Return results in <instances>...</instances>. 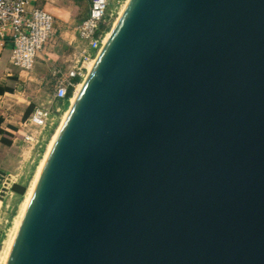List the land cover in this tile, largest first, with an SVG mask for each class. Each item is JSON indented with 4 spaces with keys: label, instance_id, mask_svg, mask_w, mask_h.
I'll return each mask as SVG.
<instances>
[{
    "label": "water",
    "instance_id": "95a60500",
    "mask_svg": "<svg viewBox=\"0 0 264 264\" xmlns=\"http://www.w3.org/2000/svg\"><path fill=\"white\" fill-rule=\"evenodd\" d=\"M111 30L6 264H264V0H129Z\"/></svg>",
    "mask_w": 264,
    "mask_h": 264
},
{
    "label": "built area",
    "instance_id": "2783aa9c",
    "mask_svg": "<svg viewBox=\"0 0 264 264\" xmlns=\"http://www.w3.org/2000/svg\"><path fill=\"white\" fill-rule=\"evenodd\" d=\"M119 0H92L89 16L77 26L80 44L71 53L65 67L52 70L55 96L65 105H71L77 87L87 76L106 38L110 24L115 18ZM30 0H0V38L10 39L13 44L12 61L23 69L32 70L41 50L55 38V17L51 12L34 7ZM72 89V94L69 90ZM62 108L37 107L25 123L24 142L39 149L56 122L62 119ZM15 175L7 173L0 183V193L6 189L5 201L12 193Z\"/></svg>",
    "mask_w": 264,
    "mask_h": 264
},
{
    "label": "crops",
    "instance_id": "0c3cea01",
    "mask_svg": "<svg viewBox=\"0 0 264 264\" xmlns=\"http://www.w3.org/2000/svg\"><path fill=\"white\" fill-rule=\"evenodd\" d=\"M91 1L30 0V9L38 7L51 12L56 28L55 38L41 50L32 70L17 67L12 61L11 40L0 38V89H4L0 91V171L12 173L25 160L26 149L30 155L36 152L33 147L26 148L22 134L25 135V123L37 107L66 106L55 96L52 70L67 66L72 51L80 44L77 26L89 16ZM9 128L17 129L15 136L10 137Z\"/></svg>",
    "mask_w": 264,
    "mask_h": 264
},
{
    "label": "rangeland",
    "instance_id": "374dc122",
    "mask_svg": "<svg viewBox=\"0 0 264 264\" xmlns=\"http://www.w3.org/2000/svg\"><path fill=\"white\" fill-rule=\"evenodd\" d=\"M127 0H119L117 2V7H116V12H118L115 15L114 20L112 21V23L110 24V28L109 31L112 29L114 22L117 18V16H119L118 14L120 13L121 8L124 6V4L126 3ZM70 107V104L68 103L66 106L62 107V111L60 113V115L63 117V115L65 114L66 110ZM61 120H58L56 122V125L54 126L53 130L51 131V133H48V135L46 136V139L43 143V146L39 149H35V151H33L30 155V153H28V149H26V154L23 157L25 160L18 164V166L21 165V167L14 170L12 173L15 175V183L14 185H23L26 186V193L24 195H20L18 193H16L13 189H12V193L9 195V197L7 198L6 202L4 203V205L1 208V214H0V233H1V238H0V250L3 247V244L5 242V240L7 239V237L9 236L14 224H15V217L18 215L20 206L22 205L30 183L35 175V172L37 171L38 165L40 164L41 159L43 158V155L47 149V146L53 136V134L55 133L56 129L58 128V126L61 123ZM29 146H26V148H28ZM23 150L20 151V153H22ZM22 159V157H21ZM13 185V186H14ZM0 206H1V201H0Z\"/></svg>",
    "mask_w": 264,
    "mask_h": 264
},
{
    "label": "bare ground",
    "instance_id": "6f19581e",
    "mask_svg": "<svg viewBox=\"0 0 264 264\" xmlns=\"http://www.w3.org/2000/svg\"><path fill=\"white\" fill-rule=\"evenodd\" d=\"M128 2H129V0H127L126 3L124 4V6L121 8L120 13L118 14L119 16H117V18H116V20H115V22H114L113 27L115 26L116 22L118 21L120 15H121V13H122V11L124 10V8H125V6L127 5ZM113 27H112V29H113ZM111 31H112V30L109 31L108 36L110 35ZM108 36H107V38H108ZM107 38H106V40H107ZM92 65H93V64H92ZM92 65H91V66H92ZM83 81H84V80H83ZM82 83H83V82H82ZM82 83H80L79 86L77 87V90H76L74 96L72 97L71 102H73V100H74V98H75V96H76V94H77V92H78V90H79V88H80V86H81ZM71 104H72V103H71ZM69 108H70V107H69ZM69 108L66 110L65 114L63 115L60 125H59L58 128L56 129L55 133L53 134V136H52V138H51V140H50V142H49V144H48V146H47V149H46V151H45V153H44V155H43V158L41 159L40 164L38 165L37 171L35 172V175H34L32 181H31V183H30V186H29V189H28L27 195H26V197H25V199H24L22 205L20 206V209H19L18 215L15 217V224H14V226H13V228H12V230H11L9 236H8L7 239L5 240L2 249L0 250V264H6V261H7V258H8V255H9V252H10V249H11V246H12V243H13V240H14V237H15V234H16V231H17V229H18V226H19V223H20V220H21V217H22L23 211H24V208H25V206H26V204H27V201H28V199H29V196H30V194H31V192H32V189H33V187H34V184H35V182H36V180H37V177H38L39 171H40V169H41V166H42V164H43V161L45 160V158H46V156H47V154H48V152H49V150H50V147H51V145H52V142H53V140H54V138H55V136H56V134H57V132H58V130H59V128H60V126H61V124H62V122H63V120H64V118H65V116H66V114H67V112H68V110H69Z\"/></svg>",
    "mask_w": 264,
    "mask_h": 264
},
{
    "label": "trees",
    "instance_id": "16d2710c",
    "mask_svg": "<svg viewBox=\"0 0 264 264\" xmlns=\"http://www.w3.org/2000/svg\"><path fill=\"white\" fill-rule=\"evenodd\" d=\"M0 91L3 92L4 89H0ZM69 94H72V89L69 90ZM28 114H29V112H28ZM28 114H27V115H28ZM8 131L10 132V137L15 136L16 133H17V129H14V128H9ZM22 136H24V134H22ZM4 141H5L7 144H11V141H10V140H6V139H4ZM26 189H27V187H26V186H23V185H14V186H13V190H14L16 193L20 194V195H24V194L26 193Z\"/></svg>",
    "mask_w": 264,
    "mask_h": 264
}]
</instances>
